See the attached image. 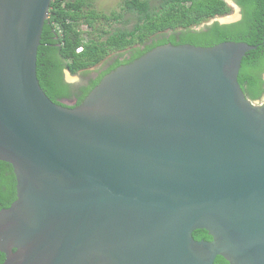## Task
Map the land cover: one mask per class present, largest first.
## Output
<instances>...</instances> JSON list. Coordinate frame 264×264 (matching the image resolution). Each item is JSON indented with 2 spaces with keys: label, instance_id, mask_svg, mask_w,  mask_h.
Instances as JSON below:
<instances>
[{
  "label": "water",
  "instance_id": "1",
  "mask_svg": "<svg viewBox=\"0 0 264 264\" xmlns=\"http://www.w3.org/2000/svg\"><path fill=\"white\" fill-rule=\"evenodd\" d=\"M51 1L0 0L1 264H264V95L237 79L256 46L158 45L70 107L36 73Z\"/></svg>",
  "mask_w": 264,
  "mask_h": 264
},
{
  "label": "trees",
  "instance_id": "2",
  "mask_svg": "<svg viewBox=\"0 0 264 264\" xmlns=\"http://www.w3.org/2000/svg\"><path fill=\"white\" fill-rule=\"evenodd\" d=\"M234 1L241 12L238 20L228 23L213 21L196 28L216 15L228 13L232 7L226 0H123L121 10L131 14L126 17L121 10L109 14L96 11L87 0H52L37 49L39 84L55 103L66 105L63 100L75 98L69 105L74 107L106 73L132 62L158 45L190 43L211 46L233 41L256 46L242 57L237 79L245 96L252 101L258 100L264 95V0ZM131 19L133 22L129 25ZM100 20L110 27H99L97 21ZM80 24L90 28L88 37L83 36ZM80 46L82 49L77 51ZM126 48H130L128 57L120 59ZM110 53H117L113 61L106 68L97 70L95 76L89 75L88 68ZM65 69L72 74L82 70L83 75H88L82 82L71 84L64 81ZM15 199L13 167L0 160V210ZM206 234L204 229L192 232L195 239ZM4 259L5 253L0 250V264ZM214 264L228 262L216 256Z\"/></svg>",
  "mask_w": 264,
  "mask_h": 264
},
{
  "label": "rangeland",
  "instance_id": "3",
  "mask_svg": "<svg viewBox=\"0 0 264 264\" xmlns=\"http://www.w3.org/2000/svg\"><path fill=\"white\" fill-rule=\"evenodd\" d=\"M87 2L90 3V7L95 9L96 11H99V12H104V13H107L109 14L110 12L112 11H120L121 10V6H122V2L123 0H87ZM154 3L157 4V1H154ZM187 5V4H186ZM122 11V10H121ZM126 16V17H131V14L130 13H127L126 11H122ZM227 17H230L227 19ZM222 19H225L226 18V21L227 22H231V21H235L237 18H238V15H237V7L233 6L231 8V11H229L228 13L222 15L221 17ZM220 18V19H221ZM131 23H129V25H132V22H133V19L130 20ZM97 25L100 27L101 25L104 26V27H110L107 22H103V21H97ZM113 25V24H112ZM114 25H117V24H114ZM129 27V26H128ZM80 30L82 31V34L83 36L88 37V34H87V31L90 30L89 27H87L86 25L84 24H80L79 26ZM166 31V30H164ZM163 31V32H164ZM162 33V32H160ZM130 48H126L122 51H129ZM120 51V52H122ZM114 53H110L108 54L101 62H99L98 64L92 66V67H89L88 70L90 71L88 74L89 75H92L94 72H96L97 70H99L101 67L104 66V64L109 61L111 59V57L113 56ZM83 71L80 70V71H77L76 73L72 74L70 72L67 71V69L64 70V76L65 78L68 80V81H71V82H79V81H83L88 74L86 75H83ZM263 76H264V71H263Z\"/></svg>",
  "mask_w": 264,
  "mask_h": 264
},
{
  "label": "flooded vegetation",
  "instance_id": "4",
  "mask_svg": "<svg viewBox=\"0 0 264 264\" xmlns=\"http://www.w3.org/2000/svg\"><path fill=\"white\" fill-rule=\"evenodd\" d=\"M226 2H227L228 5H230L231 7H233V6L237 7V15H238V18H237L236 20H238V19L241 17V12H240V8H239V6L235 3L234 0H226ZM188 4H189V2L187 3V5H188ZM187 5H186V6H187ZM221 17H222V15H216V16H214V17H212V18H210V19H208V20H206V21H204V22L198 24V25L196 26V28L203 27V26H205V25H207V24L212 23L213 21H218L219 23H228V22L226 21V18H225V19H222ZM220 18H221V19H220ZM228 18H230V17H227V19H228ZM171 31H172V30H171ZM159 33H160V32H159ZM168 33H170V31H168ZM128 53H129V51H124V52H123V56H120V59H122L124 56H125V57H128ZM116 54H117V53H114L113 56H112L113 58H111L109 61H107V62L104 64V66L101 67L99 70H102L103 68H106V67L108 66V64L111 63V62L113 61V59L115 58V55H116ZM96 74H97V71L94 72L92 75L95 76ZM63 77H64V81H65V82H68V83H71V84L78 83V82H71V81H68V80L65 78L64 74H63ZM263 79H264V78H263ZM79 82H82V81H79ZM74 101H75V98L68 99V100L66 99V100H63L62 102H63L64 104H66L67 106H69V105L73 104ZM192 236H193V235H192ZM207 236L210 237V235L207 233L206 236L204 235L203 237H200V238H198V239H195L194 237H193V238H194L195 240H210L211 237H210V239H209V238H207ZM13 250H15V248H13Z\"/></svg>",
  "mask_w": 264,
  "mask_h": 264
},
{
  "label": "built area",
  "instance_id": "5",
  "mask_svg": "<svg viewBox=\"0 0 264 264\" xmlns=\"http://www.w3.org/2000/svg\"><path fill=\"white\" fill-rule=\"evenodd\" d=\"M81 49H82V47L80 46V47L77 48V51H80Z\"/></svg>",
  "mask_w": 264,
  "mask_h": 264
}]
</instances>
